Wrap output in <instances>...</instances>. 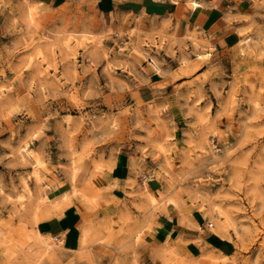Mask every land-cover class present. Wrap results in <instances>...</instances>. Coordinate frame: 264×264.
<instances>
[{
	"label": "rangeland",
	"instance_id": "rangeland-1",
	"mask_svg": "<svg viewBox=\"0 0 264 264\" xmlns=\"http://www.w3.org/2000/svg\"><path fill=\"white\" fill-rule=\"evenodd\" d=\"M235 8L236 43L206 50L93 0H0V264H264V0ZM121 153L146 169L118 217L86 225L75 251L36 231L66 190L97 210L93 178ZM172 199L227 233L229 255L143 247Z\"/></svg>",
	"mask_w": 264,
	"mask_h": 264
},
{
	"label": "crops",
	"instance_id": "crops-1",
	"mask_svg": "<svg viewBox=\"0 0 264 264\" xmlns=\"http://www.w3.org/2000/svg\"><path fill=\"white\" fill-rule=\"evenodd\" d=\"M29 1L43 6L58 7L67 0ZM246 1L93 0L98 12L105 17L137 15L160 22L170 21L176 29L194 33L197 39H200L201 47L206 50L219 46L226 48L236 43L238 35L233 23L235 7ZM192 2H196L197 6H193ZM111 162V165L105 166L100 174L93 178L96 190L89 191V194L94 192L93 196L97 199L99 204L97 210H93L89 201L72 194L71 190H66L67 198L59 196L53 205L41 208L38 214L42 217L36 222V231L42 235L60 237L64 249L75 251L80 245L86 225H89L92 231L97 218H113L120 214V204L126 199L125 193L135 189L133 187L137 183L134 182H139L136 175L140 173L139 179L144 177L143 170L146 166H141L143 168L138 171L132 156L126 153L115 155ZM92 169V167L87 169L86 166L81 178L88 179ZM146 183L150 189L157 190L160 181L152 178ZM89 194L87 198L90 197ZM157 208L152 224L144 227L140 233V244L143 247L159 246L160 253L166 254V251H174L176 246L190 257L201 256L209 252L208 250L226 257L232 251L233 246L229 237L208 232L200 219L192 213L184 212L175 203H165ZM163 247H168V250H163Z\"/></svg>",
	"mask_w": 264,
	"mask_h": 264
},
{
	"label": "bare ground",
	"instance_id": "bare-ground-1",
	"mask_svg": "<svg viewBox=\"0 0 264 264\" xmlns=\"http://www.w3.org/2000/svg\"><path fill=\"white\" fill-rule=\"evenodd\" d=\"M194 5L196 6L197 5V3H194ZM29 12H32L31 10L29 11ZM169 202H173V203H175V201L172 199V200H169ZM221 235H223V236H227V233H221ZM163 250H168V247H163ZM166 252H168V251H166ZM170 252V251H169ZM162 253V252H161Z\"/></svg>",
	"mask_w": 264,
	"mask_h": 264
},
{
	"label": "built area",
	"instance_id": "built-area-1",
	"mask_svg": "<svg viewBox=\"0 0 264 264\" xmlns=\"http://www.w3.org/2000/svg\"><path fill=\"white\" fill-rule=\"evenodd\" d=\"M208 226H209V227H211V226H212V223H211V222H209V223H208Z\"/></svg>",
	"mask_w": 264,
	"mask_h": 264
}]
</instances>
